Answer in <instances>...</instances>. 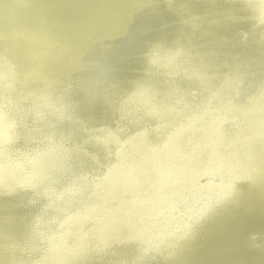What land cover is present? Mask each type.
Returning a JSON list of instances; mask_svg holds the SVG:
<instances>
[{
  "label": "bare ground",
  "instance_id": "6f19581e",
  "mask_svg": "<svg viewBox=\"0 0 264 264\" xmlns=\"http://www.w3.org/2000/svg\"><path fill=\"white\" fill-rule=\"evenodd\" d=\"M248 3L0 0V264H264V16ZM112 160L126 169L88 171Z\"/></svg>",
  "mask_w": 264,
  "mask_h": 264
},
{
  "label": "water",
  "instance_id": "95a60500",
  "mask_svg": "<svg viewBox=\"0 0 264 264\" xmlns=\"http://www.w3.org/2000/svg\"><path fill=\"white\" fill-rule=\"evenodd\" d=\"M249 6H251V7H253V10L255 11V13H254V17H253V22H254V24H262L261 23V21H263V19H262V17H261V15L262 16H264V14H262V9H261V6H262V3H260L259 2V0H249ZM189 28H190V30H192V29H194L195 28V26L194 25H192V24H190V26H189ZM246 32L244 31V32H242V33H240V37L242 38V39H244V38H246ZM44 83H46V82H44ZM133 84V83H132ZM67 99L70 101H73V99L72 98H68L67 97ZM46 100H47V98H46ZM5 120L7 121V123L10 125V124H13V125H17V123H15L14 124V122L11 120V119H8V118H5ZM111 121H113V123L115 122V120H114V118L113 117H111L110 118V122ZM13 122V123H12ZM93 126L99 131V132H105L106 134H109L110 133V130L108 129V127H107V125H105V124H100V123H97V122H93ZM120 142H116L115 143V145H114V148H116V149H118L119 148V146L121 145V144H123L126 140V137H125V139H124V137L123 136H120ZM39 141H42V140H40V139H35V140H33L32 142H39ZM42 142H45V141H42ZM55 145H54V151H56V153H60V154H62V152H61V146L64 144V139L63 138H61V139H57L55 142ZM73 150V149H72ZM73 151H75V150H73ZM63 164V166H65L66 168H67V166L69 167L70 166V164H66V161L64 162V163H62ZM112 165L114 166V170H113V172L116 170V171H118V170H121V171H124L126 168H124V167H122V165L120 164V162L119 161H115V160H112V163L108 166H101L100 168H96V169H94V168H92L91 166L90 167H88V171L90 172V173H94V174H96V175H98L99 176V174L101 173V171H102V169L104 168H107V167H112ZM101 169V170H100ZM103 169V170H104ZM195 173H193L192 175H190L189 176V178L188 179H186L188 182H191V183H195L197 180V176H195L194 175ZM49 183L50 184H56V183H59V175H49ZM67 185V184H66ZM49 188H51L50 186H49ZM224 200H222V201H220V203H215L213 206H211L210 207V209L208 208V210H206L205 211V209H203V211H202V215H201V217H200V219L198 220V221H193V224L191 225V233L193 232V235H194V232H195V230H200V231H203L204 230V226H205V224H206V222L208 221V218L210 217V214L211 213H214V212H217V211H219L220 209H221V207L223 206V204H225V203H228V200L227 201H225V202H223ZM210 213V214H209ZM192 235V236H193ZM261 236H259V239H262V237L260 238ZM192 238V237H191ZM258 237L257 236H251V240L252 241H255L256 239H257ZM191 245H192V243H191ZM191 245H190V247H191ZM151 253H153V252H151ZM159 253H161V252H156V254L155 253H153V255H156V256H158V257H161V258H163V256H161L162 254H159ZM153 257V256H152ZM146 259H148V257H142V258H140L139 260H137V261H135L133 264H141L142 262H144ZM163 259H165V258H163ZM187 261H188V257L186 258V263H187ZM120 264H126L123 260H120Z\"/></svg>",
  "mask_w": 264,
  "mask_h": 264
}]
</instances>
